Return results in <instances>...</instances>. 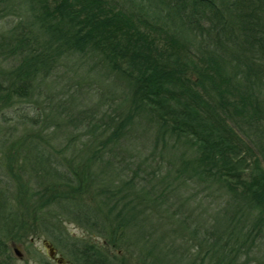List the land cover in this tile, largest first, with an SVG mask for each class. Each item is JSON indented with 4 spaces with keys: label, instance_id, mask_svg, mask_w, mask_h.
Wrapping results in <instances>:
<instances>
[{
    "label": "trees",
    "instance_id": "1",
    "mask_svg": "<svg viewBox=\"0 0 264 264\" xmlns=\"http://www.w3.org/2000/svg\"><path fill=\"white\" fill-rule=\"evenodd\" d=\"M5 18L0 264L22 219L68 264H264V0H0ZM84 66L107 79L92 107L48 94Z\"/></svg>",
    "mask_w": 264,
    "mask_h": 264
},
{
    "label": "rangeland",
    "instance_id": "2",
    "mask_svg": "<svg viewBox=\"0 0 264 264\" xmlns=\"http://www.w3.org/2000/svg\"><path fill=\"white\" fill-rule=\"evenodd\" d=\"M9 23L10 18L1 20L0 32L4 31L3 29L9 26ZM1 67L6 68V63H2ZM82 69V71L76 72V69L73 70L68 67V69L64 70V72H58L57 74L53 75V77L48 81V87L46 89L48 94H56L63 98H67L68 95L75 94V102H72L74 103L73 107L75 108V110L92 107V105L97 101L98 98V96H94L93 92H91V90L96 86V79L97 83L99 81L98 78L100 79L98 94H102L103 96L106 95L104 85L107 79L103 78L102 75H100L101 73H99L98 75V72L96 70L94 72L86 74V70L88 68L84 66ZM88 97H90V100L85 99ZM102 101L109 102L107 98H102ZM22 106L24 108V111L26 112V104H23ZM6 112V115H8L11 120L9 122L0 121L1 127L14 125V118L12 117L14 113L13 110H9ZM16 127L18 130H20V127L18 125H16ZM1 155L5 156V154L3 153ZM1 169L3 171V167H1ZM0 181L4 189L8 188V180L7 178H5L4 174H2V176L0 177ZM10 192L13 194V190H10ZM20 209L21 208H18L17 210ZM19 225H21L22 229L20 231H18L17 229L16 233L13 235L14 238L16 237L15 239H13V241H18L16 242L18 244L12 243V245H20L19 248L20 253L22 254V258L17 259L14 256L11 248L7 247L6 253L8 255V260L6 261V264H57L54 260L48 257L47 250L42 246L44 245V242L49 243L53 247V249L55 250V257H60L62 260H64L63 252L51 243L52 241L48 236L44 235L43 233H36V231H40L39 228H35L36 226L30 227L31 224H26L25 219H22V223ZM65 229L75 239L85 238V234L83 233V231L72 224H66ZM65 263L66 261L63 264Z\"/></svg>",
    "mask_w": 264,
    "mask_h": 264
},
{
    "label": "water",
    "instance_id": "3",
    "mask_svg": "<svg viewBox=\"0 0 264 264\" xmlns=\"http://www.w3.org/2000/svg\"><path fill=\"white\" fill-rule=\"evenodd\" d=\"M44 247L47 250L48 257L50 259L54 260L57 264H63L65 262L60 257H55V250L53 249V247L49 243L44 242ZM16 251L17 250H14L13 252L15 255H18V257H19V253Z\"/></svg>",
    "mask_w": 264,
    "mask_h": 264
},
{
    "label": "flooded vegetation",
    "instance_id": "4",
    "mask_svg": "<svg viewBox=\"0 0 264 264\" xmlns=\"http://www.w3.org/2000/svg\"><path fill=\"white\" fill-rule=\"evenodd\" d=\"M42 246H43V248H45L44 245H42ZM19 247H20V245H12V244L10 245V248H11L12 251L17 250L16 252L19 253V257H18V255H15L14 252H13L14 256L17 259H21L22 258V254L20 253V248ZM41 264H43V263H41ZM65 264H68V263L66 262Z\"/></svg>",
    "mask_w": 264,
    "mask_h": 264
}]
</instances>
